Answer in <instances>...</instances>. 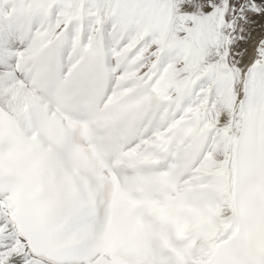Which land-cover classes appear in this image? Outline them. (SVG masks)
Wrapping results in <instances>:
<instances>
[{"label":"snow or ice","instance_id":"obj_1","mask_svg":"<svg viewBox=\"0 0 264 264\" xmlns=\"http://www.w3.org/2000/svg\"><path fill=\"white\" fill-rule=\"evenodd\" d=\"M0 264H264V0H0Z\"/></svg>","mask_w":264,"mask_h":264}]
</instances>
